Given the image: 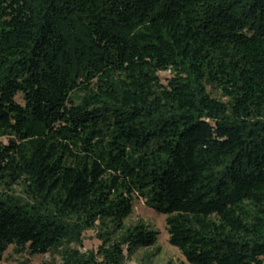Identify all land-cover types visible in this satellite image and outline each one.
<instances>
[{
  "label": "trees",
  "instance_id": "1",
  "mask_svg": "<svg viewBox=\"0 0 264 264\" xmlns=\"http://www.w3.org/2000/svg\"><path fill=\"white\" fill-rule=\"evenodd\" d=\"M0 185V263L264 264V0H0Z\"/></svg>",
  "mask_w": 264,
  "mask_h": 264
},
{
  "label": "rangeland",
  "instance_id": "2",
  "mask_svg": "<svg viewBox=\"0 0 264 264\" xmlns=\"http://www.w3.org/2000/svg\"><path fill=\"white\" fill-rule=\"evenodd\" d=\"M213 97L221 99L219 92L207 86ZM1 188V185H0ZM15 195L21 196V188L13 186ZM142 222L149 229L158 233L154 246L135 250L131 255L124 254L122 264H187L180 253L168 244V235L165 231L164 216L155 214L146 208L143 201L137 198L133 199L131 214L124 220V228H129ZM111 231V228L107 229ZM101 230L99 227L87 230L82 233L81 246L70 244L69 247L78 250L80 253L95 251L100 244L97 236ZM120 236L113 234L112 238ZM51 262L60 263L61 259L57 253L51 252L46 255L28 256L25 253H18L13 247H8L2 256L0 264H50Z\"/></svg>",
  "mask_w": 264,
  "mask_h": 264
}]
</instances>
